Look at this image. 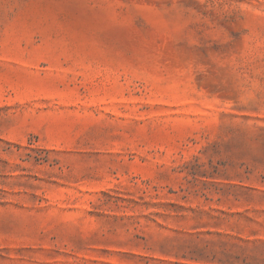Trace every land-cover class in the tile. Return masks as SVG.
<instances>
[{
    "label": "rangeland",
    "instance_id": "obj_1",
    "mask_svg": "<svg viewBox=\"0 0 264 264\" xmlns=\"http://www.w3.org/2000/svg\"><path fill=\"white\" fill-rule=\"evenodd\" d=\"M0 264H264V0H0Z\"/></svg>",
    "mask_w": 264,
    "mask_h": 264
}]
</instances>
